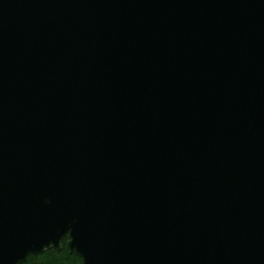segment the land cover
Segmentation results:
<instances>
[{
  "label": "water",
  "instance_id": "water-1",
  "mask_svg": "<svg viewBox=\"0 0 264 264\" xmlns=\"http://www.w3.org/2000/svg\"><path fill=\"white\" fill-rule=\"evenodd\" d=\"M264 264V0H0V264Z\"/></svg>",
  "mask_w": 264,
  "mask_h": 264
},
{
  "label": "trees",
  "instance_id": "trees-1",
  "mask_svg": "<svg viewBox=\"0 0 264 264\" xmlns=\"http://www.w3.org/2000/svg\"><path fill=\"white\" fill-rule=\"evenodd\" d=\"M65 240L63 249L56 251L50 249L43 254L30 256L23 264H82V260L74 254H71Z\"/></svg>",
  "mask_w": 264,
  "mask_h": 264
}]
</instances>
